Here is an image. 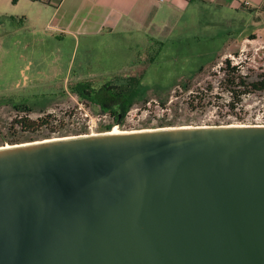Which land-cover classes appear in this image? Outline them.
<instances>
[{"label":"water","instance_id":"water-1","mask_svg":"<svg viewBox=\"0 0 264 264\" xmlns=\"http://www.w3.org/2000/svg\"><path fill=\"white\" fill-rule=\"evenodd\" d=\"M0 264H264V126L1 148Z\"/></svg>","mask_w":264,"mask_h":264},{"label":"crops","instance_id":"crops-1","mask_svg":"<svg viewBox=\"0 0 264 264\" xmlns=\"http://www.w3.org/2000/svg\"><path fill=\"white\" fill-rule=\"evenodd\" d=\"M0 19L26 29L16 41L34 47L35 56L43 50L48 73L63 87L99 89L95 83L118 77L143 80L164 57H181L188 69L198 48L201 56H216L178 77L205 71L229 41L264 30V0H0Z\"/></svg>","mask_w":264,"mask_h":264},{"label":"rangeland","instance_id":"rangeland-1","mask_svg":"<svg viewBox=\"0 0 264 264\" xmlns=\"http://www.w3.org/2000/svg\"><path fill=\"white\" fill-rule=\"evenodd\" d=\"M193 30H197V27L189 32L185 27L182 33L189 35ZM245 32L250 33L229 41L217 59L188 83L189 91L176 87L161 96L149 92L146 102L136 104L124 122L117 124L89 102L80 100L71 92L69 84L63 87L59 83L61 76L57 77L59 80L52 79L54 77L50 76L49 68L44 64L47 60L42 57L44 51L39 50L35 56L34 47H27L24 44L26 41H16L18 38L22 40L26 29H19L12 22L0 19V149L113 131L129 133L162 128L264 126L263 92L244 97L234 108L229 107L230 96L218 88L222 79L218 70L226 59L242 65L245 74L256 76L264 73V30ZM223 44L224 41L217 42L216 51ZM26 52L29 54L26 55ZM23 53L26 60L19 57ZM211 54L209 58L207 55L201 56L202 50L198 48L196 57L189 62L194 66L189 65L188 69L185 59L164 57L159 71L148 72L141 80V86L169 88L184 70H195L216 56L215 53ZM67 61L66 55L62 62L66 64ZM28 63L29 68L25 70ZM27 79L31 82H27ZM209 83L215 86L213 92L205 91ZM95 84L103 86L106 83ZM19 105L28 106L32 112L18 113L15 106ZM110 125H113L112 129L107 131L106 127Z\"/></svg>","mask_w":264,"mask_h":264},{"label":"trees","instance_id":"trees-1","mask_svg":"<svg viewBox=\"0 0 264 264\" xmlns=\"http://www.w3.org/2000/svg\"><path fill=\"white\" fill-rule=\"evenodd\" d=\"M242 68V65H236L230 59H226L223 62V66L219 67L218 73L222 75V79L219 81L218 88L221 92L230 96L229 107L235 108L246 96L258 92L264 93V73L256 76L249 75L245 74ZM203 72V69H200L198 72L178 77L169 88L161 86L144 87L141 86L140 78L118 77L114 82L106 83L99 89L92 88L89 84H80L71 88V92L80 100L89 102L93 108L100 110L102 114L111 117L114 123L122 124L136 104L140 101L146 102L149 92H154L156 95L159 94L161 96L162 94L170 93L176 87L189 91L188 83ZM213 90H215V86L209 83L205 91L213 92ZM194 98L198 99V97ZM15 110L18 113L32 112L26 105L15 106ZM112 126H107V131H111Z\"/></svg>","mask_w":264,"mask_h":264},{"label":"bare ground","instance_id":"bare-ground-1","mask_svg":"<svg viewBox=\"0 0 264 264\" xmlns=\"http://www.w3.org/2000/svg\"><path fill=\"white\" fill-rule=\"evenodd\" d=\"M136 132V131H135ZM130 133V132H129ZM109 134H123V132H115V131H113V132H110ZM98 135V134H97ZM89 136H93V135H89ZM84 137V136H83ZM71 138H73V137H71ZM71 138H65V139H71ZM56 140H62V139H56ZM56 140H47V141H56ZM47 141H43V142H47ZM17 146V145H16ZM8 147V146H7ZM9 147H11V146H9Z\"/></svg>","mask_w":264,"mask_h":264},{"label":"built area","instance_id":"built-area-1","mask_svg":"<svg viewBox=\"0 0 264 264\" xmlns=\"http://www.w3.org/2000/svg\"><path fill=\"white\" fill-rule=\"evenodd\" d=\"M116 128H118V127H116ZM115 130V129H114Z\"/></svg>","mask_w":264,"mask_h":264}]
</instances>
